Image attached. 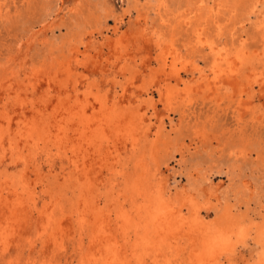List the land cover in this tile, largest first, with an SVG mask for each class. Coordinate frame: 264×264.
<instances>
[{
    "label": "rangeland",
    "instance_id": "374dc122",
    "mask_svg": "<svg viewBox=\"0 0 264 264\" xmlns=\"http://www.w3.org/2000/svg\"><path fill=\"white\" fill-rule=\"evenodd\" d=\"M184 8L185 0H0L1 123L17 111L16 123L19 108L29 119L47 107L48 129L65 113L70 156L92 152L79 180L66 176L55 143L40 141L41 171L31 173L9 159L5 139L0 264H264V9L230 21L224 43L247 46L255 61L220 83L218 56L197 47ZM155 222L166 235L152 231Z\"/></svg>",
    "mask_w": 264,
    "mask_h": 264
},
{
    "label": "bare ground",
    "instance_id": "6f19581e",
    "mask_svg": "<svg viewBox=\"0 0 264 264\" xmlns=\"http://www.w3.org/2000/svg\"><path fill=\"white\" fill-rule=\"evenodd\" d=\"M136 1V0H135ZM138 2V1H137ZM185 3H186V9L184 8V10H185V13H184V15H183V27H185V28H191L192 26L193 27H195V39L197 38V47H199V48H203L204 50L205 49H207L208 51H210L212 54L213 53H215L217 56H218V59H219V64L217 65V78L219 79V82L221 81V79L223 78V77H225V76H228L229 77V79L230 78H232V77H234V76H238L239 74H240V72H241V70L247 65L248 67H249V63H251L250 62V60L251 61H255L253 58L251 59V52L249 51V48L247 47V46H245V45H240V46H237V45H235V44H233L234 43V40L232 41V45H230V44H228L227 42H225L224 43V41H225V39H226V37H227V30H228V28H229V26L230 25H232V24H230L231 22L230 21H233V19H235L241 12H243V11H245V9L246 8H248V7H251L250 8V10L249 11H251V9H252V11H253V13H257V12H259L260 11V7H262L263 9H264V0H185ZM179 9V8H178ZM262 10V9H261ZM183 11V10H182ZM264 11V10H263ZM262 11V12H263ZM182 13V12H181ZM251 15V14H250ZM264 15V14H263ZM182 16V15H181ZM180 16V17H181ZM260 16V15H259ZM259 16H258V20H259ZM253 17H255V15L253 16ZM261 17V16H260ZM250 18H252V17H250ZM244 19H245V17H244ZM253 19V18H252ZM252 19H251V21H252ZM177 20V19H176ZM250 20V19H249ZM248 21V20H247ZM263 22V24H264V20H262ZM249 22V21H248ZM257 25V24H256ZM256 25H255V27H256ZM259 25V24H258ZM238 26V25H237ZM262 27V26H261ZM263 28V27H262ZM261 29V28H260ZM258 30V29H257ZM264 31V30H263ZM188 34V33H187ZM232 35V34H231ZM192 36V35H191ZM261 37V36H260ZM264 37V36H263ZM246 40V39H245ZM244 40V41H245ZM262 40V39H261ZM253 41V40H252ZM160 42V41H159ZM247 42V41H246ZM262 42H263V40H262ZM239 43H240V41H239ZM242 43V42H241ZM243 43H245V42H243ZM261 43V42H260ZM264 44V43H263ZM230 45V46H229ZM255 47V46H254ZM192 48V47H191ZM253 48V47H252ZM203 49H202V51H203ZM196 50V49H195ZM253 50V49H252ZM206 51V50H205ZM253 51H257V50H253ZM255 52H253V53H255ZM258 52V51H257ZM261 53V52H260ZM259 53V54H260ZM256 54V53H255ZM262 54V53H261ZM264 55V54H263ZM262 56V55H261ZM257 57H258V55H257ZM260 57V56H259ZM263 57V56H262ZM262 57H261V59H262ZM263 61V60H262ZM261 61V62H262ZM223 62L227 65V67L226 68H224V64H223ZM263 64H264V62H263ZM253 65V64H252ZM252 65H251V67H252ZM255 65V64H254ZM247 66H246V69H247ZM258 66H259V64H258ZM72 68V67H71ZM250 68V67H249ZM259 68V67H258ZM61 69V68H60ZM251 69V68H250ZM244 70H245V68H244ZM71 71V70H70ZM59 72V71H58ZM61 72V71H60ZM52 74V73H51ZM49 77H50V75H49ZM239 77V76H238ZM48 80H50V79H48ZM234 81H235V79H234ZM220 83H222V82H220ZM35 89V88H34ZM76 89V88H75ZM75 89H74V91H75ZM78 89V88H77ZM220 89V88H219ZM61 98V97H60ZM76 99H77V101H78V98L76 97ZM0 100H1V98H0ZM80 100V99H79ZM70 102V101H69ZM54 103V102H53ZM23 104V103H22ZM25 105V104H24ZM46 105V104H45ZM48 105V104H47ZM46 105V106H47ZM26 106V105H25ZM42 106V105H41ZM49 107H50V105H48ZM57 106V105H56ZM95 106V105H94ZM20 107V106H19ZM23 107V106H22ZM28 107V106H27ZM68 108H66V109H68V110H66V111H68V113L70 112L69 111V109H70V106H67ZM88 107H90L89 105H88ZM94 108H96V107H94ZM101 109H100V111H102V113L105 115V122L106 123H110V122H112V120L113 119H115L116 118V116L114 115H112V116H109V109H110V107H109V104H108V102L107 101H105L104 100V102H101V107H100ZM28 109V108H27ZM48 109L49 108H44L43 107V109L42 110H40V112H38V113H33V116L31 117V116H29L30 118L29 119H27L26 118V109L25 108H23L22 110H20V108L18 109L19 111H20V113H19V115L17 116L18 117V121L15 123L14 122V118H15V115H13L14 113L13 112H16V113H18L17 111H13L12 113H10V114H8V116H7V122H6V126L5 125H3V123H1L2 122V120L0 121V150H1V152L3 153V154H5V147H4V142H5V139L7 138L8 140H9V142H10V146H9V150H10V152H11V158H9L10 160L12 159L14 162H18V164L19 163H22L23 165H24V169L23 170H28V172H29V168H30V170H31V168L33 169V171L31 170V173H33V172H35V173H39L40 171H41V168H40V165L38 164V162H37V157H35V155H34V153L35 152H33L34 151V149L36 148V151H37V149H38V147L40 146V141H43L44 143H47V142H54L55 143V146L57 147V150H58V152L57 151H55V150H53V149H51V150H53V151H55V154H56V152L57 153H63L64 155H62L63 157H65L63 160H65V163L67 164V165H69L70 166V168H71V171L69 172V173H67L66 174V176H69L70 178H72V176L73 175H76V177H77V179H79V180H81L80 178H82L83 176L85 177V176H88L89 175V173L88 172H90V170H89V168L88 167H86L87 165H88V163H89V160H88V162H87V157H92V156H89V155H91V150H90V154L88 155V156H85L84 158H82V160L80 161H78V157L76 156V154H75V152H74V154L75 155H73V156H70L71 154H69L66 150L68 149V148H66V150H65V147H64V145H63V135H62V133H61V130H62V124H60L61 122H62V118L64 117V115H65V113H55L54 115H52V117H53V121H54V124H53V126L51 127V128H46V115H47V113L46 112H48ZM59 109V108H58ZM16 110H17V108H16ZM50 110V109H49ZM28 111V110H27ZM29 111H30V109H29ZM28 111V112H29ZM65 111V112H66ZM62 112V111H61ZM32 113V112H31ZM67 113V112H66ZM101 113V112H100ZM69 114H72V113H69ZM76 114V113H75ZM74 114V115H75ZM29 115H30V113H29ZM74 115H71V116H74ZM96 115V114H95ZM104 115H103V117H104ZM0 117H2V115L0 114ZM17 117H16V119H17ZM76 117V116H75ZM74 118V117H73ZM67 120L69 121V117L67 118ZM71 120H73V119H71ZM82 120V119H81ZM73 122H74V120H73ZM90 122V121H89ZM14 123H15V125H16V128L14 129ZM68 123H70V121L68 122ZM74 123H76V122H74ZM67 124H65V126H66ZM69 125V124H68ZM79 125V124H78ZM88 125V124H87ZM75 125L72 123V127H70V128H73ZM76 126H77V123H76ZM90 126V125H89ZM92 126V125H91ZM94 126V125H93ZM67 127V126H66ZM80 127V126H79ZM77 128V127H76ZM52 129H54L52 132H51V130ZM72 130V129H71ZM89 130V129H88ZM54 131H55V133H56V135L54 136V135H52L53 133H54ZM70 131V130H69ZM79 131V130H78ZM85 131H86V128H85V130H84V133H85ZM73 132H76V131H73ZM83 132V131H82ZM97 132V131H96ZM99 132V131H98ZM71 134V133H70ZM74 134V133H73ZM76 134V133H75ZM94 134V133H93ZM130 134H132V133H130ZM129 134V135H130ZM83 135V134H82ZM100 135H102V134H100ZM128 135V136H129ZM17 136V137H16ZM71 136V135H70ZM76 136V135H75ZM89 136V135H88ZM97 136V135H96ZM85 137H87V136H85ZM84 137V139H86ZM39 138V139H38ZM46 138V139H45ZM88 138V137H87ZM126 138V137H125ZM124 138V139H125ZM83 139V140H84ZM96 139V138H95ZM99 139H101V138H99ZM76 140V139H75ZM87 140V139H86ZM90 140V139H89ZM129 140V137L128 138H126V140H124L125 142H122L121 141V143H123V145H125V146H127L126 144V142ZM46 141V142H45ZM43 142H42V144H43ZM129 142H130V140H129ZM81 144V143H80ZM92 144V143H91ZM94 144V143H93ZM92 144V145H93ZM130 144V143H129ZM82 145V144H81ZM120 145V144H119ZM94 146V145H93ZM95 146H96V148H97V152H99V151H101V149H102V147H103V143H102V141H100L99 143H97V144H95ZM133 146V145H132ZM82 147V146H81ZM81 147H79V148H81ZM85 147V146H84ZM134 147H135V144H134ZM95 148V149H96ZM82 149V148H81ZM80 149V150H81ZM90 149H91V147H90ZM119 149V148H118ZM117 149V150H118ZM27 150H29L30 152H31V150H32V153L29 155L28 153L29 152H26ZM69 150H71V147L69 148ZM72 150H73V148H72ZM75 150H76V148H75ZM84 151H85V148L83 149ZM88 150V149H87ZM116 150V151H117ZM120 150H121V148H120ZM40 150H38L37 152H39ZM41 152V151H40ZM48 152H49V150H48ZM70 152V151H69ZM77 152V151H76ZM43 153V152H42ZM51 153V152H50ZM50 153H48V154H50ZM59 153V154H60ZM79 153V152H78ZM53 154V156H54V152L52 153ZM79 154H81V153H79ZM85 154V153H84ZM94 155V154H93ZM108 155H113V152H110V153H108ZM5 156V155H4ZM38 156V155H37ZM48 156V155H47ZM51 156V155H50ZM52 156V157H53ZM55 156H57V155H55ZM60 156V155H59ZM10 157V156H9ZM58 157V156H57ZM61 157V156H60ZM103 157H105V156H103ZM102 157V158H103ZM27 158L29 159V161L27 160ZM51 158V157H50ZM59 158V157H58ZM90 158H88V159H90ZM102 158H101V160H102ZM111 159V158H110ZM118 159H119V157H118ZM9 160V161H10ZM39 160V159H38ZM103 160H104V158H103ZM113 160L115 161V159L113 158ZM59 161H60V159H59ZM108 161H109V158L108 159H106V157H105V164L103 165V167L104 168H106V169H108V171H112V173H114L113 171L115 170V168H114V166H112L111 165V163H108ZM99 162V161H98ZM32 165V166H31ZM19 166V165H18ZM73 167V168H72ZM113 168H114V170H113ZM66 168H64V171H66L65 170ZM105 170V169H104ZM64 171H63V173H64ZM24 172V171H23ZM121 173V172H120ZM119 173V174H120ZM91 174V173H90ZM105 175V174H104ZM73 177H75V176H73ZM83 177V178H84ZM88 178H90V177H88ZM84 180V179H83ZM77 181V180H76ZM87 181V180H86ZM85 182V181H84ZM88 182V181H87ZM83 183V182H82ZM82 183L80 184L79 183V185H82ZM91 183V182H90ZM26 184V183H25ZM88 184V183H87ZM116 184V183H115ZM78 185V184H77ZM85 185V184H84ZM89 186V185H88ZM114 186V185H113ZM82 187V186H81ZM7 189H9V187L7 188ZM87 189H89V188H87ZM82 191V190H81ZM80 191V192H81ZM89 191V190H88ZM113 191V190H112ZM12 192H13V190H12ZM84 192L86 193V191L84 190ZM82 193V192H81ZM1 194V193H0ZM17 194V193H16ZM30 194V193H29ZM87 194V193H86ZM83 195V194H82ZM1 196V195H0ZM162 197V196H161ZM81 200V199H80ZM86 200V199H85ZM160 200H161V198H160ZM81 201H83V200H81ZM117 202V201H116ZM160 202V201H159ZM84 203V202H83ZM120 203V202H119ZM162 203V201L160 202V204ZM1 204H2V202H1ZM15 204V203H14ZM3 205V204H2ZM10 205H11V203H10ZM13 205V204H12ZM82 205V204H81ZM79 206H80V204H79ZM95 206V205H94ZM93 207V206H92ZM97 207V206H96ZM12 208V207H11ZM11 208H9V209H11ZM81 208V207H80ZM95 208V207H94ZM155 209V208H154ZM82 210V209H81ZM83 210H84V208H83ZM93 210V209H92ZM92 210H90V211H92ZM156 210V209H155ZM162 210V209H161ZM85 211V210H84ZM98 211V210H97ZM101 211V210H100ZM163 211V210H162ZM139 212V211H138ZM158 212V211H157ZM164 212H165V210H164ZM75 213V212H74ZM83 213V212H82ZM96 213H99V212H96ZM128 213V212H127ZM126 213V214H127ZM102 214V213H101ZM110 214V213H109ZM124 214V213H123ZM181 214V213H180ZM78 215V214H77ZM130 215H132V214H129L128 216H126V217H129ZM158 215H160V214H158ZM162 215V214H161ZM79 216V215H78ZM108 216V215H107ZM163 216H165V215H163ZM172 216V215H171ZM82 217V216H81ZM84 217H85V215H84ZM159 217V216H158ZM158 217H156V220L155 221H158L159 219H158ZM173 217V216H172ZM176 217H178V215L176 216ZM180 217H181V215H180ZM83 218V217H82ZM135 218V217H134ZM162 218V217H161ZM182 218V217H181ZM1 219V218H0ZM88 219V218H87ZM121 219V218H120ZM123 220H124V217L122 218ZM45 220V219H44ZM80 220H81V218H80ZM83 220V219H82ZM81 220V221H82ZM162 220V219H161ZM127 221V220H126ZM125 221V222H126ZM83 222V221H82ZM112 222V221H111ZM123 222V221H122ZM139 222H141V221H139ZM3 223V222H2ZM86 223V222H85ZM107 223H109V216H108V220H107ZM124 223V222H123ZM122 223V224H123ZM137 223V222H136ZM171 223V222H170ZM175 223H177L176 222V220H175ZM80 224V223H79ZM82 224V223H81ZM142 224V223H141ZM88 225V224H87ZM115 225V224H114ZM126 225H127V223H126ZM161 224H158V222H155L154 223V225H153V232L155 231V233L157 234L158 233V230L160 229L161 231H163L164 233H165V235H166V233H167V231H168V227H167V225H162V226H160ZM108 227H110L109 226V224L107 225ZM111 226H113L112 224H111ZM125 226V225H124ZM135 226V225H134ZM139 226V225H138ZM1 227H2V225H1ZM101 227V226H100ZM108 227H106V228H108ZM136 227H137V224H136ZM135 227V228H136ZM160 227V228H159ZM161 227H162V229H161ZM176 227H178V226H176ZM185 227V226H184ZM232 227L233 226H231V229H232ZM236 227V226H235ZM103 228H105V227H103ZM105 228V229H106ZM141 228V227H140ZM115 229H116V227H115ZM134 229V228H133ZM172 229V228H171ZM236 229H238V228H236ZM84 230V229H83ZM99 230H101V229H99ZM122 230V229H121ZM123 230H125L124 228H123ZM148 230H149V227L146 229V233L148 232ZM182 230H183V228H182ZM103 231V230H102ZM104 231H106V230H104ZM115 231V230H114ZM137 231V230H136ZM181 231V230H180ZM235 231V230H234ZM237 231V230H236ZM94 232V231H93ZM100 232V231H99ZM110 232H111V230H110ZM117 232H118V230H117ZM116 232V233H117ZM124 232V231H123ZM130 232V231H129ZM140 232V231H139ZM182 232V231H181ZM184 232V231H183ZM85 233V232H84ZM104 233V232H103ZM112 233V232H111ZM83 234V233H82ZM81 234V235H82ZM97 235V233H95L94 232V234H92V236L93 235ZM100 234H101V232H100ZM104 234H106V233H104ZM243 234V233H242ZM99 235V234H98ZM94 236V238H95V242L93 243V244H95L96 243V239H97V241L98 242H100L99 244L101 245V243L102 242H104L103 240H105V239H103L102 237H100V236H103L102 234L100 235V236ZM109 235V234H108ZM111 235V234H110ZM147 235L149 236V233H147ZM180 235V234H179ZM227 235H228V233H227ZM239 235V234H238ZM118 235H116V236H114L113 235V237H112V239L113 240H115L116 239V237H117ZM229 236V235H228ZM236 236V235H235ZM106 237V236H105ZM104 237V238H105ZM189 237V236H188ZM222 237H224V236H222ZM80 238H81V236H80ZM109 238H110V236H109ZM187 238V237H186ZM91 239V238H90ZM179 238H177V240H178ZM189 239H190V237H189ZM81 240V239H80ZM92 240H93V238H92ZM109 240V239H108ZM107 240V241H108ZM124 240V239H123ZM191 240V239H190ZM221 240V239H220ZM7 242H8V240H6ZM65 241V240H64ZM94 241V240H93ZM110 241H112V240H110ZM106 242V241H105ZM109 242V241H108ZM113 242V241H112ZM119 241H117V243H118ZM164 242H165V240H164ZM20 243V242H19ZM161 243V242H160ZM192 243V242H191ZM42 244H43V242H42ZM46 244V243H45ZM99 244L97 245L98 247H99ZM124 244V243H123ZM122 244V245H123ZM127 244V243H126ZM157 244V243H156ZM66 245V244H65ZM78 245H79V242H78ZM77 245V246H78ZM82 245V244H81ZM83 245H85L84 243H83ZM95 245V246H96ZM103 245V244H102ZM109 245V244H108ZM140 245H142V244H140ZM146 245V244H145ZM144 245V246H145ZM160 245V244H159ZM165 245V244H164ZM219 245V244H218ZM1 246V245H0ZM12 246V245H11ZM11 246H10V249H11ZM21 246V245H20ZM64 246V245H63ZM92 246V245H91ZM147 246V245H146ZM14 247V246H13ZM12 247V248H13ZM30 247H31V245H30ZM97 247V248H98ZM118 247V246H117ZM122 247H124V246H122ZM133 247V246H132ZM36 248V247H35ZM34 248V249H35ZM49 248V247H48ZM90 248V247H89ZM131 248V247H130ZM135 248V247H134ZM173 248V247H172ZM32 249V248H31ZM76 249V248H75ZM80 249H82L83 250V248H80ZM92 249V248H91ZM101 249V248H100ZM99 249V250H100ZM123 249L124 248H122V250L121 251H123ZM138 249V248H137ZM147 249V248H146ZM154 249V248H153ZM156 249V248H155ZM153 250V251H156V250ZM158 249V248H157ZM64 250V249H63ZM79 250V249H78ZM77 250V251H78ZM95 250V249H94ZM98 250V251H99ZM145 250V249H144ZM149 250H152V248H150ZM159 250V249H158ZM7 251V245H3V249H2V254L4 255L5 254V252ZM11 251V250H10ZM18 251H19V248H18ZM96 251V250H95ZM101 251V250H100ZM102 251H103V249H102ZM131 251V250H130ZM97 252V251H96ZM227 252V251H226ZM9 253V252H8ZM11 253V252H10ZM82 253H83V251H82ZM93 253H95L94 251H93ZM120 253H122V252H120ZM125 253V252H124ZM131 253V252H130ZM134 253H135V251H134ZM149 253H151L150 255H152V252L150 251ZM157 253V252H156ZM160 253V252H159ZM77 254V253H76ZM97 254H98V252H97ZM99 254H101V253H99ZM132 254H133V252H132ZM146 255H147V253H145ZM155 254V253H154ZM162 254V253H161ZM160 254V255H161ZM6 255L8 256L9 254H7L6 253ZM89 255V254H88ZM141 255V254H140ZM150 255H149V258H151L150 257ZM159 255V254H158ZM6 256V257H7ZM72 256V255H71ZM94 256V255H93ZM99 256V255H98ZM97 256V257H98ZM143 256V255H142ZM165 256V255H164ZM116 257V256H115ZM114 257V258H115ZM144 257V256H143ZM162 257V256H161ZM100 258V257H99ZM109 258H111V257H109ZM133 258H134V256H133ZM125 259V258H124ZM138 259H139V256H138ZM142 259V258H141ZM141 259H140V261L139 262H141ZM144 259V258H143ZM158 259H159V256H158ZM93 260V259H92ZM120 260V259H119ZM148 260V259H147ZM146 260V261H147ZM152 260V259H151ZM150 260V261H151ZM217 260V259H216ZM69 261H71L70 259H69ZM72 261H73V259H72ZM79 261H81L80 263L81 264H86L87 262L86 261H88V260H84V258H82L81 260H79ZM96 261V260H95ZM123 261V260H122ZM142 261H144V260H142ZM169 261V260H168ZM201 261H203V260H201ZM90 262H91V260H90ZM116 262H117V260H116ZM130 262V261H129ZM128 261H125V263L124 264H130ZM132 262V261H131ZM156 263H158L157 261H155ZM154 262V263H155ZM160 262V261H159ZM186 262H189V261H186ZM91 263H93V262H91ZM148 263H150V262H148ZM184 263V262H183ZM203 263V262H202ZM71 264V263H70ZM90 264V263H89ZM93 264H96V263H93ZM100 264H114V262H108V261H106V262H100ZM139 264V263H138ZM141 264H143V263H141ZM146 264V263H145Z\"/></svg>",
    "mask_w": 264,
    "mask_h": 264
}]
</instances>
